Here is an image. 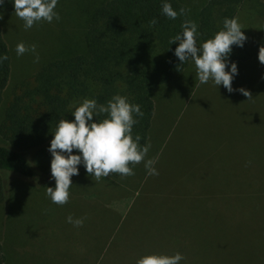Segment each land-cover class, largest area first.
Masks as SVG:
<instances>
[{
	"label": "rangeland",
	"instance_id": "1",
	"mask_svg": "<svg viewBox=\"0 0 264 264\" xmlns=\"http://www.w3.org/2000/svg\"><path fill=\"white\" fill-rule=\"evenodd\" d=\"M105 1L57 0L60 19L29 29L15 11L0 10L10 51L0 123L21 83L77 46L89 12ZM181 1L196 18L208 0ZM258 1V12L247 0L236 19L246 42L261 45L264 0ZM19 43L36 50L18 56ZM235 63L231 93L211 80L201 84L191 59L179 78L156 90L150 147L133 175L96 180L78 166L69 200L59 205L46 194L55 187L51 158L31 155L32 178L0 173V243L7 264H136L145 255L176 253L183 256L180 264H264V235L236 237L240 223L257 231L264 215V191L253 196L264 189V64L258 55ZM147 160L157 175L148 174ZM69 216L83 223L74 226Z\"/></svg>",
	"mask_w": 264,
	"mask_h": 264
},
{
	"label": "trees",
	"instance_id": "2",
	"mask_svg": "<svg viewBox=\"0 0 264 264\" xmlns=\"http://www.w3.org/2000/svg\"><path fill=\"white\" fill-rule=\"evenodd\" d=\"M246 1L208 0L196 18L190 16L181 0H107L94 7L86 19L80 43L47 60L31 80L21 83L6 108L0 123V173L32 178L34 166L29 158L35 152L52 159L48 148L58 121L74 120L71 112L84 99L106 104L118 94L140 105L143 116L137 117L133 136L139 134L140 145H145L155 108L154 93L179 78L190 63L189 59L181 64L174 55L178 42L170 43L182 32L181 25L195 22L203 43L223 29L225 18H237ZM250 1H255L252 8L257 11L259 1ZM164 2L178 12L174 20L162 14ZM181 8L185 10L183 15L179 14ZM0 10L15 11L11 0H5ZM261 46L264 43L246 41L243 47L233 45L229 60L247 62L258 55ZM4 55L7 59L0 62V104L10 77V51L0 23V56ZM106 115L94 119L102 120ZM261 216L257 231L242 228L240 223L236 237L264 235V215ZM8 259L0 243V264H7Z\"/></svg>",
	"mask_w": 264,
	"mask_h": 264
},
{
	"label": "clouds",
	"instance_id": "3",
	"mask_svg": "<svg viewBox=\"0 0 264 264\" xmlns=\"http://www.w3.org/2000/svg\"><path fill=\"white\" fill-rule=\"evenodd\" d=\"M4 3L5 0H0V6ZM11 3L16 16L24 21L25 29L41 20L51 23L54 18L60 19L59 13L55 11L57 0H11ZM161 12L173 20L178 15L167 2L162 4ZM184 12L183 8L179 9L180 15ZM181 28L182 32L170 41L172 44L178 42L174 55L181 64L189 59L194 62L196 77L201 84L211 80L218 87L223 85L231 93L232 80L238 74L237 64L229 62L232 46L243 47L247 39L237 19L225 18L223 29L200 44L197 42L200 33L195 22L185 21ZM29 50L35 52L36 46L32 45L30 49L23 43L16 46L18 56ZM6 59V55L0 56V62ZM258 60L264 64V46L259 48ZM239 91L251 98L244 88ZM104 113L107 114L104 119H94ZM71 114L74 120L58 121L48 148L52 156L50 171L55 187H47L46 194L54 204L59 205L69 200V189L73 184L71 177L78 175V166L82 165L86 173L96 180L108 177L110 173L130 176L134 173L129 165L144 160L150 147L148 144L140 145L139 134L133 136V126L139 122L137 117H142L143 112L140 105L129 102L127 97L117 94L106 104H98L95 99H84ZM152 163L151 160L145 161V167L149 175H157V170L151 167ZM67 221L74 226L83 223L82 219L73 220L71 216L67 217ZM182 259L180 253L171 256L150 254L140 257L136 264H180Z\"/></svg>",
	"mask_w": 264,
	"mask_h": 264
}]
</instances>
